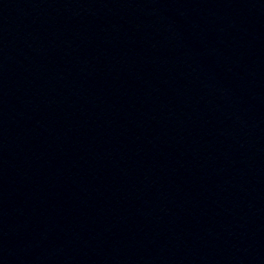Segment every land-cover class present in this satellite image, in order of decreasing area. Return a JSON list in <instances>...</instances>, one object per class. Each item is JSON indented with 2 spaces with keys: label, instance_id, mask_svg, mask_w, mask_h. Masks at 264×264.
Wrapping results in <instances>:
<instances>
[{
  "label": "water",
  "instance_id": "95a60500",
  "mask_svg": "<svg viewBox=\"0 0 264 264\" xmlns=\"http://www.w3.org/2000/svg\"><path fill=\"white\" fill-rule=\"evenodd\" d=\"M117 264H264V0H142Z\"/></svg>",
  "mask_w": 264,
  "mask_h": 264
}]
</instances>
